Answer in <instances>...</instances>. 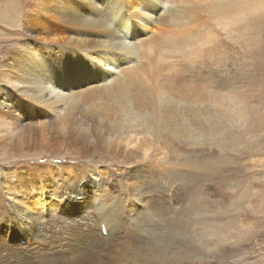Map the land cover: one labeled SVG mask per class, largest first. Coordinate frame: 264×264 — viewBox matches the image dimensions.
Here are the masks:
<instances>
[{"label":"bare ground","instance_id":"obj_1","mask_svg":"<svg viewBox=\"0 0 264 264\" xmlns=\"http://www.w3.org/2000/svg\"><path fill=\"white\" fill-rule=\"evenodd\" d=\"M43 1L33 3L36 22L30 25L29 39L18 43L0 64V132H15L24 122L23 117L36 119L37 114L45 123L37 133V128L32 130L48 144L42 147L44 151L55 148L61 154L65 145L72 158L77 156L90 163L96 153L103 158L88 165L87 171L78 162L9 168L17 176L15 185L3 181L6 190L12 191L9 194L14 196L18 211L14 207L7 218L29 221L20 228L34 234L39 229L37 233L41 234L43 222L59 218L54 214L55 207L65 199L64 194L53 192L47 198V191L62 175L61 185L74 193L71 202L88 201L87 195L81 196L86 186L96 187L94 192L105 200L98 210L85 202L82 207L103 220V226L97 222L102 236L108 232L115 241L126 226L133 239L110 245L106 255L74 258L68 264H153L155 254L166 256L167 249L177 250L172 237L154 233V229L164 226L160 217L171 216V222L186 233L189 228L196 232V225L207 220V215L190 216L196 213L195 199L182 205L184 209L173 211L171 198L155 195L152 179L158 178L165 186L175 184L182 190L187 182L200 179L198 170L203 177L213 178L234 160L223 155L200 162L198 147H217L226 154L241 146L243 137L233 130L248 117L228 87L236 70L231 62L232 46L220 44L221 30L238 19L264 12V0H53L52 7L44 6ZM54 1L58 7L63 2L67 7L57 9ZM4 2L0 19L14 18L9 9H16V0ZM137 27L142 30L138 37L139 32H133ZM67 71L76 73L67 76ZM50 112L56 116L47 121ZM36 137L29 135L28 143ZM76 140L84 147H78L80 142ZM107 157L122 162L116 167L122 176L116 179L117 187L112 183L103 187L105 178L111 175L110 167L102 166ZM76 179L82 184H75ZM207 198L205 195L203 200ZM263 199L259 197L250 205L252 212L263 211ZM62 210L67 209L62 206ZM28 212L34 213L33 221ZM240 227H244L242 222ZM233 229L231 232L238 230L235 226ZM108 242L111 244V240ZM79 251L71 256L83 253ZM50 264L58 261L51 259Z\"/></svg>","mask_w":264,"mask_h":264},{"label":"rangeland","instance_id":"obj_2","mask_svg":"<svg viewBox=\"0 0 264 264\" xmlns=\"http://www.w3.org/2000/svg\"><path fill=\"white\" fill-rule=\"evenodd\" d=\"M4 1L6 0H0V11L5 3ZM34 2L35 0H16V9L13 7L9 9L12 12L11 16L14 18L0 19V64L6 60L12 51H15L18 43L29 39V33L32 28L30 25H34L36 22V16L33 17V15H36V11H33L35 7L32 8ZM51 2L53 0H44L43 5L48 7L52 5ZM55 2L53 7H58L57 2L56 4ZM65 6L67 7V4L63 2L57 9L60 7L66 8ZM260 13L244 18L245 22L244 19H238L234 22L235 25L232 24V26L221 30L222 40L220 44L222 43L223 47L229 46V48L235 45V47H231L229 50L232 55L231 62L235 65L236 71L231 75L228 87L234 93V99L237 100L238 104L242 103L248 117L247 122L240 127H234L233 130V133L242 135L241 146L234 150V152L230 151L226 154L220 152L217 147L211 148V150L206 147H198V159L200 162L211 158V156L214 159L221 158L223 155H229L234 160L226 167L217 171L213 178H210V176L207 178L203 177L200 175L201 170H198L197 178L200 179L195 180L196 184L194 182H187L186 186L184 184V188L181 187L182 190H179L175 184L167 183V186H165L164 182L158 178L152 179L155 185V195H164L171 198L173 211H178L179 208L184 209L183 206H186L189 201L195 199L197 206L196 213L190 216L196 218L197 216L201 217L203 214L207 215V220L196 225L198 227L196 232L191 230L192 228H189L186 233L181 228L179 229V226L175 222H171L173 219L171 216L160 217V220L163 219L164 221V226L154 229V233L162 236L166 235L168 238L172 237L171 241L174 239L173 245L177 246V250H173V247L167 249L168 252L165 251L166 256H163L161 252L157 253L160 256L155 254L151 262L153 264H264V229H262L264 228V208L263 211H251V206L259 201V197L264 198L262 196V193H264V12ZM119 27H116L117 31ZM229 29L233 32H230ZM137 31L141 33H138L136 37L138 35L141 36L142 30L140 31L139 27L135 30L133 29L134 33ZM69 68L72 69L71 67ZM75 73L74 71H67V76L73 77ZM35 116L36 119H29V116L23 117L24 122L20 124L19 130L17 129L13 132L14 129H9L12 131L11 136L8 129H6L7 131L3 130L0 132V138H3L0 139V264H50L51 259H56L58 264H68L74 258H83L84 256L96 258L100 256L99 254L106 255L107 248L112 247V245L116 246L118 242L126 244L129 240L132 241L133 239L126 226L121 228V231L117 235V240L114 241L111 236L109 237L108 232H105L103 238L97 224V222H101V226H103V220L95 218L94 211L92 213L87 212L82 207L85 202L92 209L98 210L104 205L105 200L103 197H100L98 191L97 193L94 192L96 187L86 186L82 190L81 196L87 195L89 197L88 201L86 202L83 199L71 202L69 198L74 193L70 191V194L69 189L61 185L62 175L58 182L55 181V184H52L53 188L47 191L49 193L47 194V198L51 197L53 192H56L57 195L64 194L65 199L61 203L56 204L55 208L57 210L54 212L60 219H55L54 223L51 220L43 222L41 234L37 233L39 229L34 234L33 232L30 233V231L25 232L26 228H20L26 223L29 224V221L22 222L16 216L7 218L9 211L13 210L14 212V207L18 211L17 204L13 200L14 196L9 194L12 191H7L5 188L4 181L12 182L15 185L17 180V176L10 172L9 168H15L16 170L20 167H32L33 165H37V163L47 164L57 162L59 165H65L70 162H78L84 164V168L87 171L88 165L103 158L98 153L92 156L90 159L91 163L77 156L76 158H72L65 145L62 146L61 154H58L59 150L55 148L44 151L42 147L48 146V144H45V140L42 141L39 136L37 138V134H34V132L37 133L36 130L41 127L42 123H45V119L38 118L39 115L37 116V114ZM55 116L52 112L51 115L47 116V121L54 120ZM24 123H26V126ZM23 125L25 128H29L28 131L27 128L26 130L22 128ZM20 130L21 133H17ZM3 134L4 136L7 134V137L2 136ZM29 135H35L36 137L35 141L30 142V144L28 143ZM15 137L17 138L15 139ZM11 138L12 140H10ZM5 141L9 145H6ZM76 141L80 142L79 140ZM84 145V143L80 142L77 146L83 148ZM214 146L215 144L212 145V147ZM40 152L42 153L39 154ZM105 160L106 162L104 161L102 166L106 165L110 167L111 175L110 178H105L103 187L110 186L111 183L117 185L116 179H121L122 176L121 171H116L118 169L116 167H120L122 162L119 159L113 160L110 157H107ZM3 171H5V175ZM74 183L77 185L82 184L79 179H76ZM83 185L85 184L83 183ZM115 186H113V191L114 194H117ZM17 189L19 190V188ZM18 190L17 192H19ZM118 193H120V190ZM203 195H208V198L203 200ZM65 203L68 204L67 208L64 206ZM76 204L78 207H75ZM62 206L67 209L64 210L65 212H62ZM43 213L45 216L47 215L46 210H43ZM27 214L30 215V220L33 221V218H35L33 216L34 213L28 212ZM124 217L125 223H128L127 215H124ZM241 222L244 224V227H240ZM234 226L238 230L231 232L234 230ZM175 229L176 232L174 231ZM201 238H204V240ZM138 239L141 240L142 238L138 237ZM108 240H111V244ZM218 242L222 244L220 245ZM156 249H159V247H156ZM77 250L83 253L71 256L73 251ZM89 250H93V252L88 253L87 251ZM226 251L227 254L225 253ZM63 256L68 258H61ZM103 257L106 258L105 256ZM220 257H223L224 260Z\"/></svg>","mask_w":264,"mask_h":264}]
</instances>
